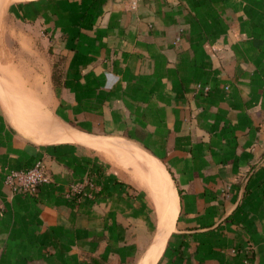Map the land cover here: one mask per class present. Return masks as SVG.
<instances>
[{"label": "crops", "instance_id": "1", "mask_svg": "<svg viewBox=\"0 0 264 264\" xmlns=\"http://www.w3.org/2000/svg\"><path fill=\"white\" fill-rule=\"evenodd\" d=\"M128 1L0 0V264H143L166 185L153 264H264V0ZM101 138L138 149L154 197ZM36 161L52 182L13 193Z\"/></svg>", "mask_w": 264, "mask_h": 264}, {"label": "built area", "instance_id": "2", "mask_svg": "<svg viewBox=\"0 0 264 264\" xmlns=\"http://www.w3.org/2000/svg\"><path fill=\"white\" fill-rule=\"evenodd\" d=\"M141 0H129L128 5L134 8ZM198 89L204 92L209 91L207 85L197 84ZM227 88V87H225ZM3 182L7 185L13 193H26L35 195L36 191L41 185L49 184L52 182V176L42 164L41 161H36L32 166L24 169H8L4 173ZM88 187L96 189L92 180L86 182L71 183L66 191V197L74 198L79 201L82 195L91 194Z\"/></svg>", "mask_w": 264, "mask_h": 264}, {"label": "rangeland", "instance_id": "3", "mask_svg": "<svg viewBox=\"0 0 264 264\" xmlns=\"http://www.w3.org/2000/svg\"><path fill=\"white\" fill-rule=\"evenodd\" d=\"M1 8H2V6L0 7V9ZM1 16L2 15H0V21L2 18ZM3 42L5 44L4 39H3ZM10 45L12 46V44H10ZM5 47H6V45H5ZM13 48H14V46H13ZM19 96L21 98V101H19V100H17V101L22 103V104H20V108H21V110L23 109V111H24V112H20L19 114L22 115L23 117H25L26 119H30L31 121H32V119H34L36 122L37 113L39 112L38 110H36V105H35L36 101H34V103H33L31 101V97H29L27 95V93H25V92H22ZM27 100H28V102H27ZM14 107H16V106H14ZM15 113L18 114L17 111ZM15 120L17 121L16 118H15ZM15 123L16 122H14V124ZM23 125L30 127L29 123H25V124L23 123ZM115 143L121 144V142L111 143L107 140L101 141V142H99V144L101 146L98 147L99 149H97V150H99L102 154L107 156L108 159H110L113 163L120 165L125 170V173L127 175H129L132 180H134L135 182L140 184L144 189H146V191L148 193H150L154 197V193L152 192L153 187L151 185V183H152L151 176L146 174V170L144 168H142L141 163H140L142 161H145L146 159L143 158V156H141L137 152L124 151V150L120 149V148H123L122 146H119V145L114 146ZM145 165H146V167H148V164L145 163Z\"/></svg>", "mask_w": 264, "mask_h": 264}, {"label": "bare ground", "instance_id": "4", "mask_svg": "<svg viewBox=\"0 0 264 264\" xmlns=\"http://www.w3.org/2000/svg\"><path fill=\"white\" fill-rule=\"evenodd\" d=\"M5 110H6V108H5ZM6 112H7V110H6ZM7 114L9 115L8 112H7ZM11 122L15 126L12 118H11ZM15 127L17 128V126H15ZM66 136L74 137V138H67V139H70V140L71 139H77L76 136H71V135H65V136H62V137H66ZM62 137L57 138L54 141L66 140V139H63ZM105 140H107V141H109L111 143H114L116 141H120L118 139H112V138H101L99 141H105ZM38 142H40V141H38ZM128 144L133 146L130 143H128ZM117 145L122 146L123 148H120V147L119 148L124 150V151H128L129 150V148L126 145L122 144V143L121 144L117 143ZM133 148H134L135 151L139 152L138 149L135 146H133ZM159 165L161 166L160 163H159ZM156 168L155 167H151V169L153 171L158 172ZM161 168L163 169L162 166H161ZM159 176L161 177V174H159ZM162 178H163V176H162ZM165 188H166V190L164 191L163 199L160 201V204H161L160 211H159V227L160 228H159V233L157 235L158 236L157 237V242H156V245H154V248L151 250L149 258L145 259L143 264H153L155 262V260L157 259L158 255H159V253H160V251H161V249H162V247L164 245V241H165L168 233H170V231H171V229L173 227V223H174V220H175V217H176V214H177V198H176V195L171 190H169V193H168L167 185L165 186ZM162 189H163V187H162Z\"/></svg>", "mask_w": 264, "mask_h": 264}, {"label": "water", "instance_id": "5", "mask_svg": "<svg viewBox=\"0 0 264 264\" xmlns=\"http://www.w3.org/2000/svg\"><path fill=\"white\" fill-rule=\"evenodd\" d=\"M150 154V153H149ZM151 155V154H150ZM154 157V156H153ZM153 242V241H152Z\"/></svg>", "mask_w": 264, "mask_h": 264}]
</instances>
